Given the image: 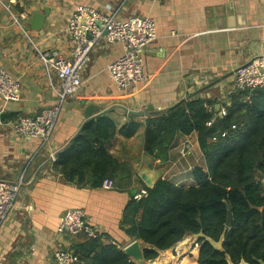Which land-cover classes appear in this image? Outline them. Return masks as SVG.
Masks as SVG:
<instances>
[{"label": "crops", "instance_id": "crops-1", "mask_svg": "<svg viewBox=\"0 0 264 264\" xmlns=\"http://www.w3.org/2000/svg\"><path fill=\"white\" fill-rule=\"evenodd\" d=\"M78 5L122 19L134 15L155 19L158 37L143 53L146 78L119 88L107 66L124 52V46L102 39L83 68L81 90L62 104L49 139L17 134L13 124L18 117L36 115L57 102L52 89L58 81L56 73L46 69L38 51H56L69 58L68 20ZM36 12L44 15L41 25L33 21ZM257 55H264V0H0V65L20 83L18 100L0 96V181L22 182L15 207L0 219V264H55L57 249L74 253L88 237L57 231L60 219L74 208L85 211L104 244L114 243L124 250L136 240L124 219L134 190L143 188L139 173L149 170L156 174L155 182L163 178L191 185L193 168L205 167L197 133L179 134L169 159L161 163L144 150L145 126L127 138L119 129L131 115L113 110L109 113L117 121V133L107 150L134 170L131 182L119 184L115 179L114 186L106 189L87 183L88 175L82 182L67 179L55 163L82 132L72 139L86 120L87 106L93 105L90 115L116 103L158 111L217 81L195 96L210 100L219 114L240 91L233 82L235 70ZM185 140L190 145L183 155ZM43 164L38 178L27 185ZM195 239L185 235L148 264H199L200 245Z\"/></svg>", "mask_w": 264, "mask_h": 264}, {"label": "trees", "instance_id": "trees-1", "mask_svg": "<svg viewBox=\"0 0 264 264\" xmlns=\"http://www.w3.org/2000/svg\"><path fill=\"white\" fill-rule=\"evenodd\" d=\"M210 103L195 96L145 121L130 116L119 129L130 138L144 125V150L161 163L169 159L179 134L197 133L205 159V167L193 168L194 184L163 178L152 187L142 183L147 194L140 200L132 197L126 205L127 230L144 242L147 261L187 234L202 231L218 240L226 230L224 252L198 238L199 264H264V87L232 95L225 115ZM116 133L112 113L91 120L55 164L70 180L82 182L88 175L90 185H101L105 179L130 183L134 170L107 150ZM226 203L232 208L230 228ZM74 254L77 264H138L117 244H104L100 236L78 244Z\"/></svg>", "mask_w": 264, "mask_h": 264}, {"label": "built area", "instance_id": "built-area-1", "mask_svg": "<svg viewBox=\"0 0 264 264\" xmlns=\"http://www.w3.org/2000/svg\"><path fill=\"white\" fill-rule=\"evenodd\" d=\"M17 22L19 23L18 20ZM88 33L91 38H88ZM68 36L72 45L69 58L60 57L56 51H38L46 69L56 73L58 81L52 85V89L57 96V102L34 116H20L13 124L14 132L17 134L44 141L49 139L59 118L62 104L81 90L84 83L83 68L90 59L93 47L102 39L124 46V52L107 66L115 84L121 89H127L132 84L143 81L146 78L143 53L158 37V27L152 17L134 15L122 19L114 13H107L93 6L78 5L68 20ZM247 62L234 72L233 82L236 89L254 91L263 88L264 55L255 56L249 63ZM0 96L13 101L20 97L19 80L1 65ZM225 114L226 108H222L219 115ZM183 144L181 152L185 155L190 142L185 140ZM21 183L0 181L1 220L15 207ZM102 186L110 189L114 186V181L105 179ZM146 194L147 189L141 188L133 198L140 200ZM57 231L60 234H85L88 238L100 236V230L88 220L81 208L68 210L60 219ZM54 257L55 264H74L78 261L77 255L63 249H57Z\"/></svg>", "mask_w": 264, "mask_h": 264}, {"label": "water", "instance_id": "water-1", "mask_svg": "<svg viewBox=\"0 0 264 264\" xmlns=\"http://www.w3.org/2000/svg\"><path fill=\"white\" fill-rule=\"evenodd\" d=\"M33 21L35 22H38V24L41 25V23L44 21V15L41 14L40 12H36L33 14ZM88 38H91V35L88 33ZM257 56H261V55H257ZM256 56V57H257ZM254 58V57H253ZM251 60H249L247 63H249ZM244 65L246 64H243L241 65L240 67H243ZM238 69V68H237ZM217 81H213L211 83H209L208 85L202 87L200 90H198L197 92H194L192 94H189L187 96H185L184 98H182L181 100H179L178 102H176L175 104L165 108V109H162V110H158V111H151V110H133V109H130L129 107L125 106V105H122V104H113V105H110L109 107L107 108H104L103 110H101L100 112L96 113V114H93V115H90L92 109H93V105H89L87 106L86 108V120L85 122L82 124V126L80 127L79 131L77 132V134L72 138L74 139L75 137H77L78 133H80L83 128L85 127V125L90 122L91 120L103 115V114H106V113H109L113 110H120L122 112H125L131 116H135V117H145V116H149L153 113H159V112H163V111H166V110H169V109H172L174 107H176L177 105L181 104L182 102L188 100V99H191L192 97H194L197 93H199L200 91L216 84ZM34 116V115H32ZM70 143V142H69ZM65 149V146L63 148H61L60 150H58L47 162H51L56 156L57 154H59L60 152H62L63 150ZM46 164H43L42 166H40L38 168V170L36 171V173L34 174L33 178L28 182L27 185H31L37 178H38V175H39V172L43 169V167L46 165ZM140 177L142 178V180L144 181V183L146 184V186L148 187H152L154 184H155V178H156V174L154 172H151L149 170H142L140 173H139ZM136 190H134L133 192V195L135 193ZM227 204V203H226ZM231 224H232V208L229 204H227V218H226V226L228 228L231 227ZM225 235H226V230H224L219 239L218 240H214L212 237L204 234L202 231L199 233V234H195L194 236L198 238L200 237H203L205 238L216 250H219L221 252H224L225 249H224V240H225ZM143 249H144V242L140 239H136L134 240L133 242H131L130 244H128L127 246L124 247V251L127 255H129L136 263L138 264H148L149 261H147L145 259V256H144V253H143ZM230 260V259H229ZM150 264H152L150 262ZM239 264H250L248 262H245V261H242L240 262Z\"/></svg>", "mask_w": 264, "mask_h": 264}, {"label": "rangeland", "instance_id": "rangeland-1", "mask_svg": "<svg viewBox=\"0 0 264 264\" xmlns=\"http://www.w3.org/2000/svg\"><path fill=\"white\" fill-rule=\"evenodd\" d=\"M197 241V239H195ZM200 245V244H199Z\"/></svg>", "mask_w": 264, "mask_h": 264}]
</instances>
